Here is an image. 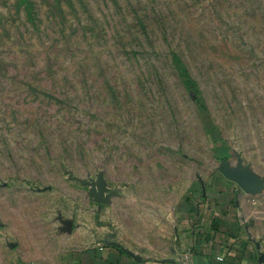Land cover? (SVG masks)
Segmentation results:
<instances>
[{"label":"rangeland","instance_id":"rangeland-1","mask_svg":"<svg viewBox=\"0 0 264 264\" xmlns=\"http://www.w3.org/2000/svg\"><path fill=\"white\" fill-rule=\"evenodd\" d=\"M223 180L264 246V0H0V261L155 257Z\"/></svg>","mask_w":264,"mask_h":264},{"label":"crops","instance_id":"crops-1","mask_svg":"<svg viewBox=\"0 0 264 264\" xmlns=\"http://www.w3.org/2000/svg\"><path fill=\"white\" fill-rule=\"evenodd\" d=\"M233 193L225 180L195 190L189 212L173 231L174 240L155 257L93 245L51 249L45 259L32 264H264L261 238L246 230Z\"/></svg>","mask_w":264,"mask_h":264},{"label":"built area","instance_id":"built-area-1","mask_svg":"<svg viewBox=\"0 0 264 264\" xmlns=\"http://www.w3.org/2000/svg\"><path fill=\"white\" fill-rule=\"evenodd\" d=\"M219 260H221V261H222V259H219Z\"/></svg>","mask_w":264,"mask_h":264}]
</instances>
